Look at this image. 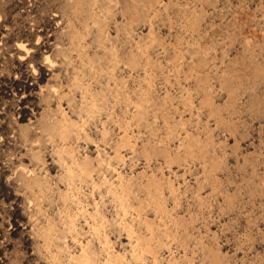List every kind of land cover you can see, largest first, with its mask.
<instances>
[{
    "label": "bare ground",
    "instance_id": "bare-ground-1",
    "mask_svg": "<svg viewBox=\"0 0 264 264\" xmlns=\"http://www.w3.org/2000/svg\"><path fill=\"white\" fill-rule=\"evenodd\" d=\"M0 264H264V0H0Z\"/></svg>",
    "mask_w": 264,
    "mask_h": 264
}]
</instances>
